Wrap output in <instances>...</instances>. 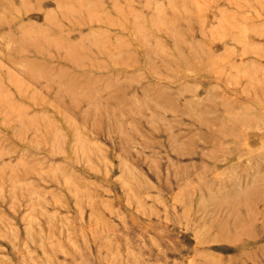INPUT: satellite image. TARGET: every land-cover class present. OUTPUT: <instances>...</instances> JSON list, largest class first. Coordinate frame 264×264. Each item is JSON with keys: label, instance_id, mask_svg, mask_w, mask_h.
<instances>
[{"label": "rangeland", "instance_id": "374dc122", "mask_svg": "<svg viewBox=\"0 0 264 264\" xmlns=\"http://www.w3.org/2000/svg\"><path fill=\"white\" fill-rule=\"evenodd\" d=\"M0 264H264V0H0Z\"/></svg>", "mask_w": 264, "mask_h": 264}, {"label": "bare ground", "instance_id": "6f19581e", "mask_svg": "<svg viewBox=\"0 0 264 264\" xmlns=\"http://www.w3.org/2000/svg\"><path fill=\"white\" fill-rule=\"evenodd\" d=\"M253 184H254L255 186H257V187H260V185L257 184L256 182H254ZM242 192H243V189H239V188L237 189V195L240 194V193H242Z\"/></svg>", "mask_w": 264, "mask_h": 264}]
</instances>
